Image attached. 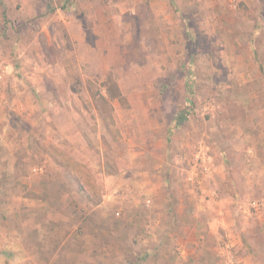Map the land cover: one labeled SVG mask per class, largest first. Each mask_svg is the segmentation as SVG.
<instances>
[{
    "label": "rangeland",
    "instance_id": "obj_1",
    "mask_svg": "<svg viewBox=\"0 0 264 264\" xmlns=\"http://www.w3.org/2000/svg\"><path fill=\"white\" fill-rule=\"evenodd\" d=\"M0 164L37 264H264V0H0Z\"/></svg>",
    "mask_w": 264,
    "mask_h": 264
},
{
    "label": "crops",
    "instance_id": "obj_2",
    "mask_svg": "<svg viewBox=\"0 0 264 264\" xmlns=\"http://www.w3.org/2000/svg\"><path fill=\"white\" fill-rule=\"evenodd\" d=\"M3 166L0 164V169ZM8 174H5V179H3V174H0V185H6L7 178L9 177ZM21 179L18 181H22ZM14 182L15 184L17 183L16 180ZM50 194L51 192L47 193V196H44L43 193H40V196H38V193H33V195L22 193L15 197L19 201L18 205H20V208L16 210L10 206L0 208V264H37L39 262V258L42 255L41 249H48L47 247L49 246L46 244L47 240L45 241L44 235L48 238L55 235L54 226H56V221L61 216L63 217L61 219L67 220L66 213H64L66 216L64 214L61 215V211H58L54 207L55 205L52 207V204L56 201V197H54L55 193H52V196ZM12 197L13 195L10 193H0V202H7ZM150 204L151 200H148L147 207ZM12 218H17V227L8 225V222ZM2 222L5 224L1 225ZM63 224L67 227L64 222ZM103 233L102 226H100V234L102 235ZM98 238L100 239L101 237ZM92 244L93 248L98 249L97 262L112 264L114 260H118L116 256L105 260L108 256L106 248L115 250L118 245L117 242L112 241L111 245L107 247L103 246L104 242H93ZM84 247L89 248L87 244ZM112 254L115 253L112 252ZM97 262L96 264H98Z\"/></svg>",
    "mask_w": 264,
    "mask_h": 264
},
{
    "label": "trees",
    "instance_id": "obj_3",
    "mask_svg": "<svg viewBox=\"0 0 264 264\" xmlns=\"http://www.w3.org/2000/svg\"><path fill=\"white\" fill-rule=\"evenodd\" d=\"M105 86V96H103L102 99L107 101L117 100L120 104L126 103L125 96L121 93L120 89L118 88L117 84L114 82V80L111 79V77H107V79L104 82ZM180 114V113H179ZM182 116H178L177 123L183 122L184 119V112H181Z\"/></svg>",
    "mask_w": 264,
    "mask_h": 264
},
{
    "label": "built area",
    "instance_id": "obj_4",
    "mask_svg": "<svg viewBox=\"0 0 264 264\" xmlns=\"http://www.w3.org/2000/svg\"><path fill=\"white\" fill-rule=\"evenodd\" d=\"M229 264H235L236 262L234 261V258L230 255L229 257V261H228Z\"/></svg>",
    "mask_w": 264,
    "mask_h": 264
}]
</instances>
